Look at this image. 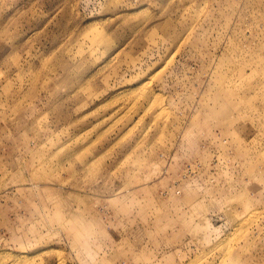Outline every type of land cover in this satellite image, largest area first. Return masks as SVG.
Masks as SVG:
<instances>
[{
	"label": "rangeland",
	"instance_id": "1",
	"mask_svg": "<svg viewBox=\"0 0 264 264\" xmlns=\"http://www.w3.org/2000/svg\"><path fill=\"white\" fill-rule=\"evenodd\" d=\"M0 264H264V0H0Z\"/></svg>",
	"mask_w": 264,
	"mask_h": 264
}]
</instances>
